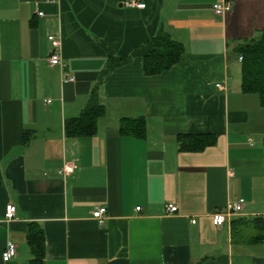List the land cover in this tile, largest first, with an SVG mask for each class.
Wrapping results in <instances>:
<instances>
[{
  "label": "crops",
  "instance_id": "1",
  "mask_svg": "<svg viewBox=\"0 0 264 264\" xmlns=\"http://www.w3.org/2000/svg\"><path fill=\"white\" fill-rule=\"evenodd\" d=\"M124 1L0 0V264H29L32 223L46 264H264V104L243 90L240 59L264 0H228L221 15L217 0ZM159 34L184 51L149 74L141 49ZM92 99L104 107L95 132L69 134ZM124 118L144 119L145 135ZM186 134L215 140L182 148ZM239 198L243 211L215 225Z\"/></svg>",
  "mask_w": 264,
  "mask_h": 264
},
{
  "label": "trees",
  "instance_id": "2",
  "mask_svg": "<svg viewBox=\"0 0 264 264\" xmlns=\"http://www.w3.org/2000/svg\"><path fill=\"white\" fill-rule=\"evenodd\" d=\"M145 59V70L149 74L160 73L177 63L184 51L181 43L166 34H159L146 43L142 49ZM243 55L244 91L257 92L264 104V28L261 34L248 44L241 46ZM121 62H115L112 64ZM104 107L96 99H92L80 116L67 122L66 130L73 135H91L95 132L98 118L103 115ZM145 121L141 118H124L122 129L125 132L139 136L145 135ZM211 135H181L179 142L182 148L201 149L214 142ZM29 244L33 250V257L29 264H46L45 238L43 229L36 223L30 225L28 232Z\"/></svg>",
  "mask_w": 264,
  "mask_h": 264
},
{
  "label": "built area",
  "instance_id": "3",
  "mask_svg": "<svg viewBox=\"0 0 264 264\" xmlns=\"http://www.w3.org/2000/svg\"><path fill=\"white\" fill-rule=\"evenodd\" d=\"M124 4L130 7H138V8H144L146 5L144 2H140L139 0H125ZM213 7H214L215 13L218 15H221L230 8V2L228 0H217V2H215ZM39 15H43V12L39 11ZM49 39L52 41L54 47L56 48L55 51L52 52V54L50 55V58H49L50 64L52 66H59L64 71L66 65H65V62L63 61L61 51L58 49L60 46V41L55 35H50ZM240 59H243V57L241 56ZM74 80H75L74 76L64 73V76H63L64 82H69V81H74ZM218 86L221 87L222 84H218ZM71 170L72 168L69 166H65L63 168V172L65 173ZM244 204H245L244 198H239L238 200L230 202L225 210L220 209V210L215 211L213 214V220H214L215 225L222 226L228 217L234 214L241 213L244 209ZM140 209L141 207H137V210H140ZM177 210H178L177 204L168 203L166 205L167 212H176ZM16 213H17V206L14 203H8L6 206V214H5L6 218L12 219L16 216ZM92 214H93V217H95L100 224H103L107 218V207L98 206L93 211ZM195 221L196 220L193 219V222ZM16 254H17V246L13 242L9 241L2 254L3 260L9 261Z\"/></svg>",
  "mask_w": 264,
  "mask_h": 264
}]
</instances>
